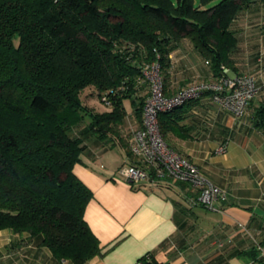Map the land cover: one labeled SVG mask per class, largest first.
<instances>
[{
	"label": "trees",
	"instance_id": "1",
	"mask_svg": "<svg viewBox=\"0 0 264 264\" xmlns=\"http://www.w3.org/2000/svg\"><path fill=\"white\" fill-rule=\"evenodd\" d=\"M256 1L264 3L0 0V229L41 235L55 258L74 264L101 254L84 219L92 192L73 172L83 139L70 128L86 115V131L125 145L119 132L125 100L140 118L149 93L142 66L158 62L166 90L169 53L181 39L208 61L213 76L221 65L237 71L232 23ZM83 90L98 98L107 91L109 105L93 110ZM195 100L159 112L164 138L184 129L176 110ZM256 117L264 124V102ZM136 264L163 263L146 253Z\"/></svg>",
	"mask_w": 264,
	"mask_h": 264
},
{
	"label": "crops",
	"instance_id": "2",
	"mask_svg": "<svg viewBox=\"0 0 264 264\" xmlns=\"http://www.w3.org/2000/svg\"><path fill=\"white\" fill-rule=\"evenodd\" d=\"M169 57L167 94L178 87L216 80L186 38L175 43ZM239 63L258 77L257 60ZM228 69L231 75L240 74L238 68ZM257 83L241 115H234L204 92L176 110L184 129L165 135L166 142L194 162L209 182L228 192V199L214 208L196 202L195 192L187 191L194 203L184 198L183 187L170 177L144 178L137 184L115 178L116 168L137 162L130 151L132 133L122 145L117 139H99L85 125L80 127L76 135L82 137L84 149L73 172L92 192L84 219L101 247V254L82 264H136L146 253L163 264H264V124L256 121L257 108L264 102V84L260 79ZM125 107L133 132L141 125V117L134 115L130 105L125 103ZM222 141L226 148L217 152ZM114 146L124 156L112 166L108 153ZM40 241L41 235L0 229V264H74L55 258Z\"/></svg>",
	"mask_w": 264,
	"mask_h": 264
},
{
	"label": "built area",
	"instance_id": "3",
	"mask_svg": "<svg viewBox=\"0 0 264 264\" xmlns=\"http://www.w3.org/2000/svg\"><path fill=\"white\" fill-rule=\"evenodd\" d=\"M208 63L207 60H205ZM260 67L258 77L249 73L229 75V69L221 65V73L215 81H200L184 87H179L171 94H166L159 63L146 62L141 68L148 81L149 93L144 101L141 125L132 132L133 141L130 151L136 163H124L116 171L115 178H123L132 184L139 183L144 178L170 177L185 184L182 195L194 203V197L187 191L195 192V201L206 208H214L215 203H223L228 199V192L209 182L199 171L197 165L170 146L162 136L158 114L180 106L190 99H196L204 92H209L211 99L234 115H241L255 95L260 79L264 84V56L257 57ZM100 100L109 105V95L103 91ZM226 148V141L220 142L217 152ZM264 255V250H261Z\"/></svg>",
	"mask_w": 264,
	"mask_h": 264
},
{
	"label": "rangeland",
	"instance_id": "4",
	"mask_svg": "<svg viewBox=\"0 0 264 264\" xmlns=\"http://www.w3.org/2000/svg\"><path fill=\"white\" fill-rule=\"evenodd\" d=\"M198 1L199 0H196V2ZM211 4L212 3H210L209 5ZM232 28L234 29L238 37V47L232 53L235 66L237 63L236 67L238 68L240 73H248L249 71L247 70V67H241V63L239 62L248 58L255 64L259 55L262 54V56H264V4L256 1L249 9L243 10L233 21ZM229 75L231 76L230 73ZM85 90H83V92L81 93V97L83 102L87 106L97 111L106 109V105L101 102L100 98H98L96 94L90 93L88 95H84ZM125 103L129 106L128 99L125 100ZM88 121V116L85 115L81 119L79 124L70 129V132H72L73 135L79 134L78 131L80 127H82V125H86ZM129 123V116L126 115L122 126L120 127V129H122L120 130V132L123 139L129 138L128 136H131L132 126H130ZM108 154L112 156V160L109 161V164H111L112 166L120 164L124 156L123 150L115 146ZM104 160L108 161L107 159ZM117 169L118 168L114 170L112 175H115V171Z\"/></svg>",
	"mask_w": 264,
	"mask_h": 264
}]
</instances>
